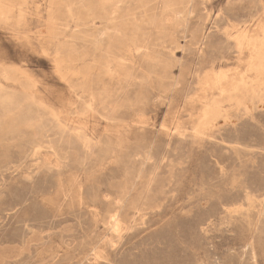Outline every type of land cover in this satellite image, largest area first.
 Segmentation results:
<instances>
[{
  "label": "rangeland",
  "instance_id": "rangeland-1",
  "mask_svg": "<svg viewBox=\"0 0 264 264\" xmlns=\"http://www.w3.org/2000/svg\"><path fill=\"white\" fill-rule=\"evenodd\" d=\"M116 1L0 0V264H264V0Z\"/></svg>",
  "mask_w": 264,
  "mask_h": 264
},
{
  "label": "bare ground",
  "instance_id": "bare-ground-1",
  "mask_svg": "<svg viewBox=\"0 0 264 264\" xmlns=\"http://www.w3.org/2000/svg\"><path fill=\"white\" fill-rule=\"evenodd\" d=\"M117 1H118V0H117ZM117 1H116V2H117ZM122 1H124V0H122ZM125 1H126V0H125ZM148 1H150V0H148ZM118 2H119V1H118ZM118 2H117V3H118ZM137 2H138V1H137ZM124 4H125V2H124ZM135 4H136V3H135ZM116 5H117V4H116ZM133 5H134V4H133ZM141 5H142V4H141ZM117 6H118V5H117ZM117 6H116V7H117ZM120 6H121V5H120ZM127 6H128V5H127ZM131 6H132V5H131ZM144 6H145V5H144ZM148 6H149V5H148ZM157 6H158V5H157ZM157 6H156V7H157ZM116 7H115V8H116ZM128 7H129V6H128ZM139 7H140V6H139ZM139 7H138V8H139ZM113 8H114V7H113ZM119 8H120V7H119ZM125 8H126V7H125ZM138 8H137V9H138ZM143 8H144V7H143ZM121 9H122V8H121ZM132 9H133V8H132ZM144 9H147V8H144ZM148 9H149V8H148ZM115 10H116V9H115ZM134 10H135V9H134ZM161 10H162V8H161ZM107 11H108V10H107ZM142 11H143V10H142ZM145 11H146V10H145ZM118 12H119V10H118ZM120 12H121V10H120ZM135 12H136V11H135ZM149 12H150V11H148V13H149ZM107 13H109V12H107ZM107 13H106V14H107ZM130 13H131V12H130ZM110 14L112 15V13H110ZM119 14H120V13H119ZM145 14H146V13H145ZM117 15H118V14H117ZM142 15H143V14H142ZM105 16H106V15H105ZM107 16H108V15H107ZM174 16H175V15H174ZM119 17H120V16H119ZM105 18H106V17H105ZM112 18H113V17H112ZM121 18H122V17H121ZM128 18H129V17H128ZM133 18H134V17H133ZM151 18H152V17H151ZM106 19H107V18H106ZM126 19H127V18H126ZM131 19H132V17H131ZM109 20H111V19H109ZM113 20H114V19H113ZM115 20H117V19H115ZM123 20H124V19H123ZM127 20H128V19H127ZM146 20H147V19H146ZM118 21H119V19H118ZM120 22H122V21H120ZM120 22H119V23H120ZM123 22H125V21H123ZM153 22H154V21H153ZM105 23H108V22H105ZM128 23H129V22H128ZM121 24L123 25V23H121ZM148 24H149V22H148ZM148 24H147V25H148ZM128 25H129V24H128ZM158 25H159V23H158ZM117 26H118V25H117ZM117 26H116V28H118ZM123 26H124V25H123ZM131 26L133 27L132 24H131ZM143 26H144V25H143ZM145 27H146V25H145ZM124 28H125V26H124ZM94 29H95V28H94ZM104 29H105V28H104ZM120 29L122 30V28H120ZM133 29H135V27H133ZM147 29H149V28H147ZM84 30H85V29H84ZM84 30H83V31H84ZM89 30H90V29H89ZM112 30H113V27H112ZM121 30H120V31H121ZM124 30H125V29H124ZM145 30H146V28H145ZM85 31H86V30H85ZM127 31H128V30H127ZM88 32H89V31H88ZM118 32H119V31H118ZM90 33H91V32H89V34H90ZM92 33H93V32H92ZM112 33H113V32H112ZM112 33H111V34H112ZM135 33H136V32H135ZM83 34H84V32H83ZM95 34H97V33H95ZM113 34H114V33H113ZM120 34H121V33H120ZM136 34H137V33H136ZM101 35H102V34H101ZM117 35H118V34H117ZM117 35H115V37H117ZM88 36H89V35H88ZM91 36H92V34H91ZM93 36H94V35H93ZM123 36H125V35L123 34ZM134 36H135V35H134ZM143 36H144V35H142V37H143ZM76 37H78V36H76ZM85 37H87V36H85ZM136 37H138V36L136 35ZM139 37H140V36H139ZM91 38H92V37H91ZM120 38H121V35L119 36V39H120ZM122 38H123V37H122ZM122 38H121V39H122ZM131 38H133V37H131ZM131 38H129V39H131ZM100 39H101V38H100ZM104 39H105V38H104ZM111 39H112V36H111ZM117 39H118V37H117ZM119 39H118V41H120ZM78 40H79V39H78ZM80 40H81V39H80ZM89 40H90V39H89ZM125 40H126V39H125ZM152 40H153V39H152ZM112 41H113V40H112ZM115 41H116V40H115ZM122 41H123V40H122ZM132 41H133V40H132ZM134 41H135V43H136V40H134ZM134 41H133V42H134ZM141 41H142V40H141ZM156 41H157V40H156ZM83 42H84V41H83ZM98 42H99V41H98ZM104 42H105V40H104ZM120 42H121V41H120ZM105 43H106V42H105ZM83 44H84V43H83ZM87 44H88V43H87ZM99 44H100V43H99ZM138 44H139V43H138ZM149 44H150V43H149ZM90 45H91V44H90ZM151 45H152V44H151ZM155 45H156V44H155ZM155 45H154V46H155ZM91 46H92V45H91ZM97 46H98V45H97ZM104 46H105V45H104ZM106 46H108V45H106ZM98 48H99V47H98ZM100 48H101V47H100ZM104 48H105V47H104ZM109 49H110V47H109ZM99 50H100V49H99ZM104 50H105V49H104ZM110 50H111V49H110ZM137 51H138V50H137ZM90 52H91V50H90ZM111 52H112V51H111ZM140 52H141V51H140ZM140 52H139V53H140ZM82 53H83V52H82ZM104 53H105V52H104ZM106 53H108V52H106ZM85 54H86V53H85ZM109 54H110V53H109ZM143 54H144V53H143ZM217 55H218V54H217ZM219 55H220V54H219ZM85 56H86V55H85ZM83 57H84V56H83ZM146 59H147V58H146ZM103 61H104V60H103ZM141 61H142V59H141ZM149 61H150V60H149ZM108 62H109V61H108ZM111 62H112V61H111ZM109 63H110V62H109ZM145 63H146V62H145ZM146 64H148V63H146ZM94 65H95V64H94ZM103 65H104V64H103ZM105 65H106V64H105ZM110 65H111V64H110ZM141 65H142V63H141ZM108 66H109V65H108ZM132 66H133V65H132ZM153 66H154V65H153ZM153 66H152V67H153ZM148 67H149V66H148ZM142 68H143V67H142ZM144 68H146V67H144ZM105 69H106V68H105ZM108 70H109V69H108ZM143 70H144V69H143ZM146 70H148V69L146 68ZM191 70H192V69H191ZM5 71H6V70H5ZM111 71H112V70H111ZM2 72H3V71H2ZM108 72H109V71H108ZM129 72H130V70H129ZM147 72H148V71H147ZM4 73H5V72H4ZM110 73H111V72H110ZM110 73H109V74H110ZM127 74H128V73H127ZM137 75H139V74H137ZM144 77H145V76H144ZM134 81H135V80H134ZM131 82H132V81H131ZM126 84H127V83H126ZM129 84H130V83H129ZM136 84H137V83H136ZM128 87H129V86H128ZM104 88H105V87H104ZM107 88H108V87H107ZM157 88H158V87H157ZM103 91H104V89H103ZM123 91H124V90H123ZM142 91H143V88H142ZM120 92H121V91H120ZM124 92H125V91H124ZM10 93H11V92H10ZM122 93H123V92H122ZM144 94H145V93H144ZM82 95H83V94H82ZM127 95H128V94H127ZM140 95H141V93H140ZM147 95H148V94H147ZM120 96H121V95H120ZM120 96H119V97H120ZM83 97H84V96H83ZM125 97H126V96H125ZM124 99H125V98H124ZM126 99H127V98H126ZM82 100H83V99H82ZM120 100H121V99H120ZM137 100H138V99H137ZM79 101H80V100H79ZM140 101H141V99H140ZM122 102H123V101H122ZM122 102H121V103H122ZM88 103H89V102H88ZM137 103H138V102H137ZM140 103H141V102H140ZM142 103H143V102H142ZM80 104H81V103H80ZM84 104H85V103H84ZM132 104H133V103H132ZM87 105H88V104H87ZM92 105L95 107L94 102H93ZM84 106H86V105H84ZM4 107H5V106H4ZM12 108H14V107H12ZM105 108H106V106H105ZM119 108H120V107H119ZM121 108H122V107H121ZM121 108H120V109H121ZM141 108H142V107H141ZM14 109H15V108H14ZM82 109H83V108H82ZM144 110H145V109H144ZM144 110H143V111H144ZM104 111H106V110H104ZM120 111H121V110H120ZM133 111H134V109H133ZM135 111H136V110H135ZM0 112H1V111H0ZM117 112H118V110H117ZM101 113H102V112H101ZM105 113H106V112H105ZM119 114H120V113H119ZM121 114H122V113H121ZM129 114H130V113H129ZM129 114H128V115H129ZM122 115H123V114H122ZM11 117H12V116H11ZM123 117H124V116H123ZM7 118H8V117H7ZM12 118H13V117H12ZM121 118H122V117H121ZM13 119H15V118H13ZM6 120H7V119H6ZM8 120H9V119H8ZM8 120H7V121H8ZM10 120H11V119H10ZM10 120H9V121H10ZM7 121H6V122H7ZM12 121H13V120H12ZM3 125H4V124H3ZM5 126H6V125H4V127H5ZM9 126H11V125H9ZM9 126H8V127H9ZM12 126H13V125H12ZM12 126H11V127H12ZM14 126H15V124H14ZM11 127H10L9 130H11ZM13 128H15V127H12V129H13ZM1 129L3 130V128H1ZM2 132H3V131H2ZM0 133H1V132H0ZM6 133H7V132H6ZM10 133H11V132H10ZM4 135H5V133H4ZM8 135H11V134L8 133ZM14 135H15V134H14ZM78 135H79V134H78ZM2 136H3V134H2ZM3 137H4V136H3ZM140 138H141V137H140ZM140 140H141V139H140ZM86 142H87V141H86ZM138 142H139V141H138ZM88 143H89V142H88ZM149 146H150V145H149ZM144 147H145V146H144ZM139 148H140V147H139ZM147 148H148V147H147ZM143 149H144V148H143ZM149 149H150V148H149ZM142 152H143V151H142ZM150 156H151V155H150ZM130 157H131V156H130ZM126 159H127V158H126ZM95 160H96V159H95ZM100 160H101V158H100ZM118 160H119V159H118ZM127 162H129V161H127ZM127 162H126V163H127ZM139 162H141V161L139 160ZM146 162H148V160H146ZM97 163H98V162H97ZM119 163H120V162H119ZM119 163H118V164H119ZM123 163H124V161H123ZM126 163H125V165H126ZM155 163H156V162H155ZM155 163H154V164H155ZM120 164H121V163H120ZM132 165H133V163H132ZM138 165H139V164H138ZM146 165H147V164H146ZM135 166H136V165H135ZM122 168H123V167H122ZM133 168H134V167H133ZM83 169H84V168H83ZM129 169H132V168H129ZM87 170H88V169H87ZM121 170H122V169H121ZM121 170H120V171H121ZM133 170H134V169H133ZM145 170H146V169H145ZM151 170H152V169H151ZM134 171H135V170H134ZM134 171H133V172H134ZM149 171H150V168H149ZM117 172H118V171H117ZM126 172H127V171H126ZM129 172H130V171H129ZM136 173H137V172H136ZM112 174H114V173H112ZM121 174H123V173L121 172ZM128 174H129V173H128ZM137 174H139V173H137ZM110 175H111V174H110ZM116 175H117V174H116ZM118 175H119V174H118ZM122 176H123V175H122ZM130 176H132V175L130 174ZM127 177H128V176H127ZM104 178H105V177H104ZM124 178H125V177H124ZM124 178H123V179H124ZM146 178H147V177H146ZM118 179H119V178H118ZM121 179H122V177H121ZM125 179L128 180L127 178H125ZM130 179H131V178H130ZM132 179H133V178H132ZM103 181H104V180H103ZM118 181H121V180H118ZM129 181H130V180H129ZM129 181H127V183L125 182L126 185L128 184ZM131 183H132V182H131ZM147 183H149V182H147ZM158 183H159V182H158ZM112 184H113V183H112ZM115 184H116V183H115ZM129 184H130V183H129ZM129 184H128V185H129ZM113 185H114V184H113ZM156 185H157V184H156ZM115 186H116V185H115ZM129 186H130V185H129ZM158 186H159V185H158ZM158 186H157V187H158ZM123 187H124V186H122V188H123ZM152 187H153V186H152ZM116 188H117V187H116ZM163 188H164V187H163ZM155 189H156V188H155ZM93 190H94V189H93ZM117 190L120 191V189H117ZM127 190H128V188H127ZM94 191H95V190H94ZM94 193H95V192H94ZM94 193H93V194H94ZM102 193H103V192H102ZM109 193H110V192H109ZM112 193H113V192H112ZM122 193H124V192H122ZM122 193H120V194H122ZM124 194H125V193H124ZM124 194H123V195H124ZM161 194H162V193H161ZM111 195H112V194H111ZM123 195H121V196H123ZM113 196H115V195H113ZM99 197H100V196H99ZM103 197H104V196H103ZM105 197H106V196H105ZM105 197H104V198H105ZM106 198H107V197H106ZM147 198H148V197H147ZM157 198H158V197H157ZM124 199H125V198H124ZM126 199H127V198H126ZM95 200H96V199H95ZM111 200H112V199H111ZM121 200H123V199H121ZM148 200H149V199H148ZM153 200H155V199H153ZM113 201H114V200H113ZM113 201H112V202H113ZM155 201H156V200H155ZM95 202H96V201H95ZM95 202H94V203H95ZM105 202H106V201H105ZM116 202H117V201H116ZM128 202H129V201H128ZM108 203H109V202H108ZM123 203H124V202H123ZM123 203H122V204H123ZM146 203H147V202H146ZM126 204H129V203H126ZM105 205H106V204H105ZM146 205H147V204H146ZM115 206H116V205H115ZM125 206H126V205H125ZM128 206H129V205H128ZM143 206H145V205H143ZM149 206H150V205H149ZM102 207H103V206H102ZM108 208H109V207H108ZM128 208H130V207H128ZM134 208H135V207H134ZM142 208H143V207H142ZM150 208H151V207H150ZM92 209H93V208H92ZM132 209H133V208H132ZM140 209H141V208H140ZM112 210H113V209H112ZM130 210H131V209H130ZM108 211H110V210H108ZM142 212H143V211H142ZM85 213H86V212H85ZM107 213H108V212H107ZM116 214H117V213H116ZM81 215H82V213H81ZM105 215H107V214H105ZM110 215H111V214H110ZM127 215H128V214H127ZM101 216H102V215H101ZM102 218H103V217H102ZM108 224H109V223H108ZM117 233H118V232H117ZM254 235H255V234H254ZM257 236H258V235H257Z\"/></svg>",
  "mask_w": 264,
  "mask_h": 264
}]
</instances>
